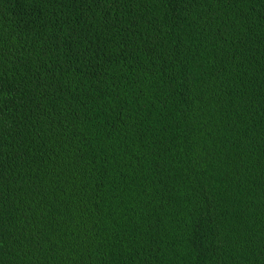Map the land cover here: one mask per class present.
I'll list each match as a JSON object with an SVG mask.
<instances>
[{"label":"trees","instance_id":"1","mask_svg":"<svg viewBox=\"0 0 264 264\" xmlns=\"http://www.w3.org/2000/svg\"><path fill=\"white\" fill-rule=\"evenodd\" d=\"M0 264H264V0H0Z\"/></svg>","mask_w":264,"mask_h":264}]
</instances>
